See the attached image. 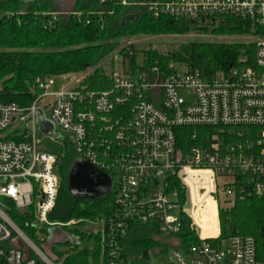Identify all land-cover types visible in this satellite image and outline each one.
Returning a JSON list of instances; mask_svg holds the SVG:
<instances>
[{
    "label": "built area",
    "instance_id": "1",
    "mask_svg": "<svg viewBox=\"0 0 264 264\" xmlns=\"http://www.w3.org/2000/svg\"><path fill=\"white\" fill-rule=\"evenodd\" d=\"M97 1L100 7L138 6L157 19L210 29L228 18L249 20L256 68L231 67L209 79L185 65L182 74L173 66L176 73L168 77L157 68L112 70V88L102 92L55 89L65 76L38 78L32 105L0 104V264H56L14 223L7 212L11 204L20 212L32 211L40 241L39 228L72 224L50 220L60 179L57 157L45 150L43 140L56 139L38 137V109L56 133L66 135L78 161L112 181L115 208L98 229L102 264H130L122 245L133 224L154 226L174 245L184 228L195 232L197 243L185 250L171 246L149 252V259L158 257L156 264H264L252 237L216 242L220 208L233 206L238 191L264 200V34L255 31L264 30V0ZM23 13L0 9V20ZM43 16L55 22L60 15ZM125 59L121 56L122 66ZM181 128L194 129L191 139L200 143L181 148ZM198 128L209 131L199 139ZM213 220L218 235L203 236Z\"/></svg>",
    "mask_w": 264,
    "mask_h": 264
},
{
    "label": "trees",
    "instance_id": "2",
    "mask_svg": "<svg viewBox=\"0 0 264 264\" xmlns=\"http://www.w3.org/2000/svg\"><path fill=\"white\" fill-rule=\"evenodd\" d=\"M78 4L75 5L76 15H60L57 21L50 22L51 17L43 16V13L51 12L52 9L46 2L1 1L0 9L24 13L0 20V104L30 106L38 95V92L33 91L38 78L77 75L89 69H93V72L79 82L78 88L92 92L110 90L112 81L104 71L103 63L112 57L113 51L120 46L121 39L137 36H177L191 32L213 36L253 34L249 20L228 18L225 25L210 29L182 19H157L138 6L100 7L97 0L82 2L79 6ZM255 31L256 34H264V30ZM121 53L130 61L131 71L141 69L150 73L157 68L163 77L176 73L172 63L185 65L190 71H197L206 79L218 72L228 71L231 67L256 68L254 45L238 43L191 42L181 45L177 51L169 54L152 48L137 51L132 45L125 46ZM245 57L247 61L242 63L241 59ZM193 131L190 128L178 130L181 148L186 149L192 144L200 143L199 140L192 141ZM207 131V128L196 129L199 139ZM44 146L47 152L57 157V174L60 179L58 199L50 220H80L81 228L88 223L106 221L114 211L115 195L112 193L92 199L75 198L69 188L70 173L78 162L74 148L66 138L44 141ZM213 207L214 204L210 202L209 210L212 211ZM7 212L24 234L37 245L38 234L32 211L20 212L11 204ZM219 219L220 237L217 243L235 236L252 237L256 242L257 258L264 262L263 199L249 192L238 191L233 206L220 208ZM214 232L207 235L215 236L216 231ZM74 233L79 234L84 247L70 252L66 257L64 256L68 253L55 247L54 251L61 264H102L104 258L100 234L94 235L82 229H76ZM177 237L181 239L180 244L174 245L170 236L160 235L154 226L133 224L123 241V259L130 264H145L150 258L149 252H163L171 246L185 250L198 241L195 232L189 228H184Z\"/></svg>",
    "mask_w": 264,
    "mask_h": 264
},
{
    "label": "rangeland",
    "instance_id": "3",
    "mask_svg": "<svg viewBox=\"0 0 264 264\" xmlns=\"http://www.w3.org/2000/svg\"><path fill=\"white\" fill-rule=\"evenodd\" d=\"M38 1L46 2L52 8L51 12H56L59 15L66 16V15H71L74 13V11L76 10L75 5L77 3H79L78 4L79 6L82 2H87L90 0H38ZM117 41L118 40H116V42ZM252 41L253 40L251 38V35L213 36V35H205V34L196 33V32H191L186 35H177V36H157V37L137 36L131 39H121L120 46H118L113 51L112 57L107 58V60L103 63V68L107 74H109L112 70H116L120 72L124 69L125 72H129L130 71V61L126 58L124 66H122V60H121V56H123L121 51L123 50L125 46L133 45L137 49V51H144V50L152 48L153 50H156L160 53L169 54V53H173L177 51L181 45L189 44L191 42H213V43H229V44L238 43V44H244L248 46L252 44ZM140 62H141V55L138 56L139 65H140ZM171 65L175 66L178 73L180 74L184 73V70H185L184 65H179V64L174 65L173 63ZM92 72H93V69H89L87 72L82 73V74L65 76V82H63L61 79H58L59 81L57 82L55 89H59L62 86H66V87L73 89L78 86L80 81H82L86 76L90 75ZM58 78H61V77H58ZM38 133H39L38 137L42 138V135L39 129H38ZM60 135H61L60 140L62 138H66V135L63 134L61 131H60ZM44 141H47V140H43V144H44ZM209 211L212 213L214 209H212V211L211 210ZM52 221L62 223V224H68L69 222L70 223L72 222L70 226H65V227L56 226L52 231H49L45 228L41 229L38 227L43 234V235L40 234V238L44 239V241L43 240L40 241V239L38 238L37 245L46 255H48L51 259H53L56 264H61V260L59 261V257L56 255L54 251L55 247H57V249H59V251H62L63 253H68V254H65L64 257H66V255H70L71 254L70 252L76 249L81 250L84 247V242L80 238L79 234L74 233L76 229H82V231L86 230V231L92 232L94 235H97L96 233H98V229L100 227V222L88 223L83 228H81L79 227L81 221L76 220V219H70L64 222L57 221V220H52ZM213 221H215V226H216V220H213ZM213 225L214 223L212 222L211 227H213ZM214 229L205 227L203 236L212 237L211 235H207V234L215 233L214 231H216V235H218L217 228L215 230ZM156 260H158V257H151V259L147 260L146 263L156 264Z\"/></svg>",
    "mask_w": 264,
    "mask_h": 264
},
{
    "label": "water",
    "instance_id": "4",
    "mask_svg": "<svg viewBox=\"0 0 264 264\" xmlns=\"http://www.w3.org/2000/svg\"><path fill=\"white\" fill-rule=\"evenodd\" d=\"M37 125L44 136H53L56 140L60 135L55 132L54 125L49 122L41 109L37 110ZM112 181L108 175L99 171L89 163L78 161L69 176V188L75 198H98L111 193ZM188 202L186 208L189 209Z\"/></svg>",
    "mask_w": 264,
    "mask_h": 264
},
{
    "label": "crops",
    "instance_id": "5",
    "mask_svg": "<svg viewBox=\"0 0 264 264\" xmlns=\"http://www.w3.org/2000/svg\"><path fill=\"white\" fill-rule=\"evenodd\" d=\"M217 236V235H216ZM216 236H212V237H216ZM210 237V236H209Z\"/></svg>",
    "mask_w": 264,
    "mask_h": 264
}]
</instances>
